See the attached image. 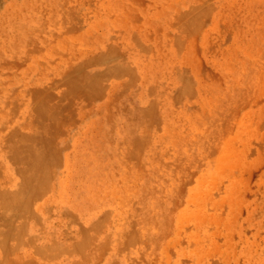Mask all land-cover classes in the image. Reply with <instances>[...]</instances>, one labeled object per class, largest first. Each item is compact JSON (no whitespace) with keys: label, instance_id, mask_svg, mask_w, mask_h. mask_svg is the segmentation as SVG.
Segmentation results:
<instances>
[{"label":"rangeland","instance_id":"rangeland-1","mask_svg":"<svg viewBox=\"0 0 264 264\" xmlns=\"http://www.w3.org/2000/svg\"><path fill=\"white\" fill-rule=\"evenodd\" d=\"M0 164V264H264V0H0Z\"/></svg>","mask_w":264,"mask_h":264},{"label":"bare ground","instance_id":"bare-ground-1","mask_svg":"<svg viewBox=\"0 0 264 264\" xmlns=\"http://www.w3.org/2000/svg\"><path fill=\"white\" fill-rule=\"evenodd\" d=\"M64 1H66V0H64ZM65 3H66V2H65ZM60 4H61V3H60ZM61 6H62V5H61ZM63 6H64V5H63ZM51 7H52V6H51ZM65 7H66V6H64V7H62V8H65ZM75 8H76V7H75ZM95 10H97V9L95 8ZM197 10H198V9H197ZM75 11H76V10H75ZM81 12H83V10H81ZM66 13H67V12H66ZM190 15H191V14H190ZM185 18H186V17H185ZM182 21H183V20H182ZM182 21H181V22H182ZM99 22H100V21H99ZM178 24H179V23H178ZM189 32H190V31H189ZM71 33H72V32H71ZM71 33H70V34H71ZM157 36H158V35H157ZM125 39H126V38H125ZM155 39H156V38H155ZM185 40H186V39H185ZM159 42H160V41H159ZM110 43H111V42H110ZM187 44H188V43H187ZM135 45H136V44H135ZM160 45H161V44H160ZM166 46H167V44H166ZM188 46H189V45H188ZM127 47H128V46H127ZM113 48H114V47H113ZM110 50H111L110 52H113L112 47L110 48ZM31 51H32V50H31ZM102 51H103V50H102ZM114 52H115V51H114ZM114 52H113V53H114ZM26 53H28V52H26ZM179 53H180V51H179ZM31 54H32V53H31ZM66 55H67V54H66ZM30 56H31V55H30ZM73 59H74V58H73ZM50 64H51V63H50ZM63 69H64V68H63ZM117 69H119V68H117ZM120 70H121V68H120ZM53 72H54V71H53ZM40 74H41V73H40ZM57 75H59V74H57ZM72 79H73V78H72ZM72 79H71V80H72ZM74 81H75V80H74ZM76 81H77V80H76ZM76 84H77V83H76ZM78 85H80V84H78ZM90 86H91V85H90ZM86 87L88 88V85H87ZM80 88H81V87H80ZM82 88H83V87H82ZM117 88H118V86H117ZM73 90H74V89H73ZM89 90H91V89H89ZM89 90H88V91H89ZM57 91H58V90H57ZM23 92H24V91H23ZM68 92H69V91H68ZM68 92H67V93H68ZM63 93H65V92H63ZM71 93H72V90H71ZM56 94H58V93H56ZM78 94H79V93H78ZM95 94H96V93H95ZM65 95H66V94H65ZM61 96H62V95H61ZM75 96H76V95H75ZM43 97H44V96H43ZM45 97H46V96H45ZM29 98H30V97H29ZM43 99H47V98H43ZM43 99H42V100H43ZM19 101H20V100H19ZM35 101H37V100H35ZM41 102H42V101H41ZM39 103H40V102H39ZM44 104H45V103H44ZM11 105H12V104H11ZM34 105H36V104H34ZM71 105H72V104H71ZM46 106H47V105H46ZM46 106H42V105H40V107H39V108H40V110H39V114H42V115H43V113L45 112V107H46ZM67 106H69V105H67ZM50 107H51V106H50ZM72 107H73V106H72ZM80 107H81V106H80ZM34 108H35V107H34ZM39 108H38V109H39ZM81 108H82V107H81ZM46 109H47V108H46ZM48 109H49V108H48ZM60 109H61V107L58 108V110H60ZM54 110H55V109H54ZM74 110H75V109H74ZM46 111H48V110H46ZM60 111H61V110H60ZM6 112H7V111H6ZM32 112H33V111H32ZM32 112H31V114H32ZM51 113H53V112L51 111L50 114H51ZM54 113H55V112H54ZM34 114H35V113H34ZM34 114H32V115H34ZM50 114H49V115H50ZM44 115H45V114H44ZM47 115H48V113H47ZM50 116H51V115H50ZM50 116H49V117H50ZM9 117H10V116H9ZM40 117H41V116H40ZM43 117H45V116H43ZM53 117H55V116H53ZM58 117H59V116H58ZM61 117H62V116H60V118H61ZM20 118H21V117H20ZM31 118H32V117H31ZM62 118H63V117H62ZM54 120H55V119H54ZM58 120H60V119L58 118V119H57V122H59ZM10 121H11V120H10ZM39 121H40V120H39ZM52 121H53V120H52ZM52 121H51V122H52ZM55 121H56V120H55ZM46 122H47V121H46ZM42 123H43V124H46V123H44V122H42ZM48 123H49V122H48ZM48 123H47V124H48ZM54 123H55V122H54ZM55 124H56V126H57V123H55ZM60 124H61V123H60ZM49 125H50V124H49ZM49 125H48V126H49ZM52 125H53V123H52ZM22 126H23V125H22ZM40 126H41V125H40ZM40 126H39V127H40ZM43 126H44V128H43L44 130H45V128L48 127V126L45 127V125H43ZM56 126H55V128H56ZM57 127H58V126H57ZM24 128H27V126L24 127ZM28 128H29V126H28ZM35 128H36V127H35ZM49 128H50V126H49ZM58 128H59V127H58ZM63 128H64V127H63ZM5 129H6V126H5ZM39 129H40V128H39ZM31 130H32V129H31ZM40 130H41V129H40ZM44 130H42V131H44ZM46 130H47V129H46ZM15 133H17V132H15ZM15 133H13V134L15 135ZM20 133H21V132H20ZM25 133H26V132H25ZM32 133H34V132L32 131ZM37 133L39 134V132H37ZM47 133H48V132H47ZM13 134H12V136H11V137H12V140L14 139ZM27 134H28V132H27ZM44 134H45V133H44ZM19 135H21V134H19ZM25 135H26V134H25ZM34 135L36 136V133H35ZM45 135H46V134H45ZM45 135H44V136H45ZM16 136H18V135H16ZM27 136H28V135H27ZM27 136H26V138H27ZM44 136H43V137H44ZM20 137H22V136H20ZM23 137H24V139H23ZM23 137L21 138V140H22V139L25 140V136H23ZM48 137H49V136H48ZM8 138H9V137H8ZM18 138H19V137H18ZM18 138H16L15 141H17V140L20 139V138H19V139H18ZM28 138H29V137H28ZM30 138H31V140H32L33 137H30ZM34 138H35V137H34ZM45 139H46V137H45ZM9 140H10V138H9ZM23 140H22V142H24ZM34 140H35V139H34ZM47 140L51 141V138H50V139H47ZM13 141H14V140H13ZM27 141H28V139H27ZM36 141H37V140H36ZM38 141H39V140H38ZM42 141H43V140H42ZM49 141H48V143H49ZM11 142H12V141H10V143H11ZM29 142H30V140H29L28 143H27L28 145L26 144V145H27L26 147H29ZM34 142H35V141H34ZM39 142H40V141H39ZM43 142H44V141H43ZM18 143L22 144V143L19 142V141H18ZM31 143H33V142H31ZM36 143H37V142H36ZM36 143H35V147H36ZM40 143H41V142H40ZM45 143L47 144V142H45ZM45 143H43V144L45 145ZM7 144H8V143H7ZM23 144H24V143H23ZM51 144H52V143H51ZM51 144H50V146H51ZM16 145H19V144H16ZM24 145H25V144H24ZM8 146H9V144H8ZM11 146H12V145H11ZM21 146H22V145H21ZM21 146H20V147H21ZM38 146H39V145H38ZM40 146H42V145H40ZM12 147H13V146H12ZM20 147H18V148L16 147L17 149H19V153L17 152L19 155L15 153V152H16L15 149H14L15 152L13 151V153L11 152L12 150H9V151H10V153H12V154L15 153L16 156L18 155L17 158H21V155H20V154H21V153H20ZM35 147H34V148H35ZM31 148H32V147H31ZM38 148H39V147H38ZM45 148H46V147H45ZM45 148H44V149H45ZM48 148H49V144H48ZM21 149H22V148H21ZM50 149H51V148H50ZM50 149H49V151H50ZM27 150H28V148H26V151H27ZM41 150H42V149H41ZM6 151H8V150H6ZM30 151H31V149H30ZM44 151H45V150H44ZM51 151L54 152L53 150H51ZM55 151H56V150H55ZM31 152H33V151H31ZM40 152H41V151H40ZM42 152H43V151H42ZM56 152H57V151H56ZM211 152H212V151H211ZM23 153H25V151H24ZM133 153H134V152H133ZM135 153H136V152H135ZM27 154H28V152H27ZM27 154H26V155H27ZM42 154H43V153H41L40 155H42ZM51 154H52V153H51ZM51 154L48 153V155H51ZM54 154H56V153H54ZM8 155H9V156H13V155H10V154H8ZM8 155H7V156H8ZM134 155H135V154H134ZM134 155H132L131 157H135ZM19 156H20V157H19ZM27 156H29V155H27ZM13 157H14V156H13ZM24 157H25V156H24ZM42 157H43V156H42ZM46 158H47V157H46ZM49 158H50V157H49ZM52 158H53V157H52ZM52 158H51V159H52ZM8 159H9V158H8ZM14 159H15V158H14ZM22 159H23V158H21L20 161H18V164H20L19 162H21ZM27 159H28V157L25 159V161H26ZM11 160H13L12 157H11ZM25 161H23V163H24ZM27 161H29L28 163H30L31 168H32V165H34V164H35L36 166H37V164H38V165L41 164V165H42L41 170L43 169V164H42V162H44V163L47 162V161H45L43 158H41V156H38L37 153H36V154H33V155H32V158H30V160H27ZM11 162H12V161H11ZM49 162H51L50 159H49ZM53 162H54V161H53ZM25 163H26V162H25ZM47 163H48V162H47ZM14 164H16V163H14ZM51 164H52V163H51ZM0 165H1V164H0ZM16 165H17V164H16ZM35 165H34V167H35ZM19 166H20V165H19ZM19 166L17 167V169L20 168ZM3 167H4V166H3ZM3 167H2V168H3ZM22 167H23V166H22ZM22 167H21V168H22ZM39 167H40V166H39ZM27 168H28V167H27ZM27 168H25V169L27 170ZM31 168H28V169H31ZM25 169H24V170H25ZM34 169L37 170L38 168L36 167V168H34ZM39 169H40V168H39ZM39 169H38V170H39ZM51 169H53V167H52ZM24 170H23V171H24ZM32 170H33V169H32ZM32 170H31V172H32ZM16 171H17V170H16ZM23 171H22V172H23ZM17 172H19V170H18ZM29 172H30V171H28V173H29ZM33 172H35V171H33ZM36 172H37V171H36ZM46 172H48V170H47ZM186 172H187V171H186ZM217 172H218V171H217ZM15 173H16V172H15ZM24 173H25V171L23 172V174H24ZM26 173H27V172H26ZM41 173H42V172H40V173L38 172V174H41ZM43 173H44V171H43ZM43 173H42V175H40V176H43ZM49 173H50V172H49ZM175 173H176V172H175ZM184 173H185V172H184ZM23 174H22V176L25 175V174H24V175H23ZM31 174H32V175H28L27 177H24V178H26V179H25V182H24L23 186L20 185L22 188L20 187L21 189L17 190V192H14L15 189H14L13 192H9V190H8V192H5V191H7V187H6V185H5L4 188H5L6 190L4 191V189H3V187H2L3 192L0 193V195H2V196H0V197H3V196L6 197L5 199H7V201H8V202L5 201L6 203H11V202H12V204L15 205V206L18 208V209H16V210L21 209V212H22V210H25V212L23 211L24 213H26V210H27V207H28L27 204L29 203L28 201L30 200V197L34 196V194H35V193H38V192H39V193L37 194V197H39V196H38L39 194H40V196H41L40 191H41V188H43V187H42V186H43V184H42L43 181L40 180L42 177L39 179L40 182H38V180L35 179V178L33 177V174H34V173H31ZM36 174H37V173H35V175H36ZM52 174H53V173H51V175H52ZM54 174H55V171H54ZM54 174H53V175H54ZM182 174H183V173H182ZM46 175H47V174H45L44 176H46ZM49 175H50V174H48V176H49ZM53 175H52V176H53ZM174 175H175V174H174ZM25 176H26V175H25ZM185 176H186V175H185ZM19 177H21V176H19ZM180 177H181V176H180ZM37 178H38V177H37ZM172 178H173V177H172ZM4 180H5V179H4ZM6 180L8 181L7 178H6ZM10 180H11V179H10ZM23 180H24V179H23ZM35 180H36V182H34ZM180 180H182V179H180ZM0 181H1V180H0ZM2 181H3V180H2ZM19 181H20V180H19ZM44 181H45V180H44ZM48 181H49V179H48ZM4 182H5V181H4ZM4 182H3V185L5 184ZM9 182H10V181H9ZM205 182H206V181H205ZM181 183H182V182H181ZM207 183H209V181H208ZM207 183H206V184H207ZM6 184H7V183H6ZM46 184H48V183H46ZM44 185H45V184H44ZM49 185H50V183H49ZM128 185H129V184H128ZM17 186H18V185H17ZM47 186H48V185H47ZM124 186H125V185H124ZM126 186H127V185H126ZM126 186H125V187H126ZM119 187H120V186H119ZM122 187H123V186H122ZM127 187H128V186H127ZM207 187H208V186H207ZM112 188H113V187H112ZM178 188H179V187H178ZM2 189H1V191H2ZM17 189H18V188H17ZM47 189H49V187H47ZM122 189H123V188H122ZM127 189H128V188H127ZM136 189H137V188H136ZM180 189H181V188H180ZM12 190H13V189H12ZM42 190H43V189H42ZM128 190H129V189H128ZM181 190H182V189H181ZM47 191H48V190H47ZM142 191H143V190H142ZM147 191H148V190H147ZM172 191H173V190H172ZM110 192H111V190H110ZM123 192H124V191H123ZM220 193H221V192H220ZM145 194H146V193H145ZM35 195H36V194H35ZM191 195H192V194H191ZM221 195H222V193H221ZM221 195H220V196H221ZM125 196H126V195H125ZM125 196H124V197H125ZM4 197L2 198V200L4 199ZM49 197H50V196H49ZM142 197H143V196H142ZM9 198H10V199H9ZM125 198H126V197H125ZM175 198H176V197H175ZM192 198H194V196H193ZM195 198H196V197H195ZM197 198H198V197H197ZM0 199H1V198H0ZM8 199H9V200H8ZM33 199H34V197H33ZM121 199H122V197H121ZM126 199H128V197H127ZM136 199H137V198H136ZM172 199H173V198H172ZM211 199H212V198H211ZM35 200H36V199H35ZM123 200H124V199H123ZM189 200H190V199H189ZM131 201H135V200L133 199V200H131ZM172 201H173V200H172ZM172 201H171V202H172ZM30 202H31V201H30ZM33 202H34V200H33ZM118 202H119V201H118ZM118 202H117V205H118ZM136 202H137V201H136ZM0 203H1V202H0ZM129 203H130V202H129ZM174 203H175V202H174ZM174 203H173V204H174ZM1 204H2V207L5 206V204H3V203H1ZM31 204H32V203H31ZM31 204L29 205L30 207H31ZM121 204H122V203H121ZM137 204H138V202H137ZM3 205H4V206H3ZM7 205H9V204H7ZM7 205L5 206V208L7 207ZM129 205H132V203L129 204ZM133 205H134V204H133ZM145 205H146V203H145ZM153 205L156 206V204H153ZM159 205H160V204H159ZM166 205H167V204H166ZM194 205H195V204H194ZM122 206H125L124 202H123ZM122 206H121V207H122ZM136 206H137V205H136ZM148 206H149V205H148ZM150 206H151V204H150ZM2 207H0V208H2ZM11 207H12V206H11ZM16 207H14V208H16ZM129 207H130V206H129ZM129 207H127V208H129ZM144 207H145V206H144ZM5 208H4V209H5ZM14 208H13V209H14ZM28 208H29V207H28ZM31 208H32V207H31ZM119 208H120V207H119ZM137 208H138V207H137ZM137 208H135V209L137 210ZM169 208H170V207H169ZM172 208H173V205H172ZM205 208H206V207H205ZM11 209H12V208H10V210H11ZM130 209H132V208H130ZM130 209H129V210H130ZM5 210H6V209H5ZM123 210L126 211V210H125V207H124ZM140 210H141V208H140ZM152 210H153V209H152ZM173 210H174V209H173ZM12 211H13V210H12ZM12 211H10V212H11V215H7V216H13ZM119 211H120V210H119ZM148 211H149V210H148ZM163 211H164V210H163ZM170 211H171V210H170ZM175 211H176V210H175ZM188 211H189V210H188ZM1 212H2V210H1ZM3 212H4V211H3ZM15 212H16V211H14V213H15ZM27 212H28V211H27ZM30 212H32V209H31ZM71 212H72V211H71ZM127 212H128V209H127ZM127 212H126V213H127ZM132 212H133V211H132ZM134 212H135V211H134ZM136 212H137V211H136ZM139 212H140V211H139ZM139 212H138V213H139ZM161 212H162V211H161ZM191 212L194 214V215H193V216L195 217L194 219H196V218H200L199 221H201V219L204 217V215H202V213H204V212H202V207H200L199 209H194V210H192ZM191 212H190V213H191ZM201 212H202V213H201ZM205 212H206V211H205ZM33 213H34V212H32V214H33ZM72 213H73V212H72ZM129 213H130V212H128V214H129ZM188 213H189V212L186 213V217L184 218L185 221L187 220V214H188ZM192 213H191V215L189 214L190 218H189L188 220H190V219L192 220V218H191ZM207 213H208V212H207ZM17 214H18V213H17ZM22 214H23V213H22ZM27 214H28V213H27ZM35 214H37V213H35ZM70 214H71V213H70ZM128 214H127V215H128ZM132 214H133V213H132ZM142 214H143V213H142ZM160 214H161V213H160ZM4 215H5V213H4ZM4 215H3V216H4ZM15 215H16V213H15ZM15 215H14V216H15ZM37 215H38V214H37ZM37 215H36V216H37ZM104 215H105V214H104ZM137 215H138V214H137ZM139 215H140V213H139ZM139 215H138V216H139ZM144 215H145V214H144ZM146 215H147V214H146ZM206 215H207V214H206ZM0 216H1V215H0ZM7 216H6V217H7ZM20 216H21V215H20ZM22 216H23V215H22ZM22 216H21V217H22ZM28 216H29V215H28ZM32 216H33V215H32ZM116 216H117V215H116ZM134 216H135V215H132V218H133ZM138 216H137V217H138ZM152 216H153V215H152ZM157 216H158V215H157ZM175 216H176V215H175ZM184 216H185V214H184ZM200 216H203V217H200ZM29 217H30V216H29ZM72 217H73V215H72ZM74 217H76V216H74ZM98 217H99V216H98ZM98 217H97V218H98ZM101 217H104V216H101ZM119 217H120V216H119ZM126 217H127V216H126ZM126 217H124V219H125ZM139 217L142 218V216H139ZM139 217L136 218V216H135V218L138 219V220H139ZM144 217H145V216H144ZM3 218H4V217H3ZM13 218H15V217H13ZM13 218H12V219H13ZM32 218H33V217H32ZM97 218H96V219H97ZM99 218H100V217H99ZM108 218H109V217H108ZM108 218H106V219H108ZM120 218H121V217H120ZM153 218H154V217H153ZM166 218H167V216H166ZM172 218H173V217H171V220H173ZM5 219H6V218H5ZM26 219H27V218H26ZM104 219H105V218H104ZM106 219H105V220H106ZM124 219H123V220H124ZM126 219H127V218H126ZM126 219H125V220H126ZM128 219H129V221H130L131 218H128ZM145 219H146V218H145ZM145 219H141V220H145ZM147 219H148V218H147ZM158 219H159V217H158ZM194 219H193V221H194ZM0 220H1V219H0ZM98 220H101V219H98ZM108 220H109V223L111 224V222H110L111 219H108ZM131 220H132V219H131ZM141 220H140V221H141ZM150 220H151V219H150ZM152 220L155 221V219H152ZM3 221H4V219H3ZM11 221H12V220H11ZM34 221H35V220H34ZM103 221H104V220H103ZM129 221H128V222H129ZM134 221H135V220H134ZM134 221H133V225L137 222V221H135V222H134ZM6 222H9L8 219H7ZM13 222H14V221H13ZM21 222L24 224V221H21ZM26 222H28V221H26ZM94 222H95V221H94ZM99 222H100V221H99ZM105 222H106V221H105ZM126 222H127V220H126ZM128 222H127V224H129L128 226H131L132 224L130 225V223H128ZM138 222H139V221H138ZM138 222H137V224L139 225L140 222H139V223H138ZM141 222H142V221H141ZM156 222H157V221H156ZM158 222H159V221H158ZM171 222H172V221H171ZM201 222H202V221H201ZM1 223H2V222H1ZM10 223H11V222H10ZM10 223H9V224H10ZM91 223H92V222H91ZM91 223H90V225H92ZM97 223H98V222H97ZM154 223H155V222H154ZM185 223H186V222H185ZM195 223H198V222L195 221L194 224H193V222H192V226H194L193 229H196V228H197V227H196L197 225H195ZM9 224H8V225H9ZM17 224H18V223H17ZM23 224H22V225H23ZM39 224H40V223H39ZM140 224H141V223H140ZM142 224H143V223H142ZM144 224H145V223H144ZM155 224H156V223H155ZM157 224H158V223H157ZM177 224H178V223H177ZM181 224H182V223H181ZM181 224H180V225L178 224L180 227H179V229H177V230H180V231H181V229H182ZM4 225H5V224H4ZM8 225H7V227H8ZM10 225H11V224H10ZM15 225H16V224H15ZM82 225H83V224H82ZM82 225H81V226H82ZM133 225H132V226H133ZM162 225H163V224H162ZM172 225H174V224H172ZM203 225H204V224H203ZM11 226H12V225H11ZM16 226H17V225H16ZM18 226H19V225H18ZM20 226H21V225H20ZM26 226H27V225H26ZM40 226H41V225H40ZM93 226H95V225H93ZM103 226H104V224H103ZM121 226H122V225H121ZM121 226H120V227H121ZM135 226H136V225H135ZM135 226H134V227H135ZM142 226H145V225H142ZM142 226L140 225V227H142ZM158 226H159V225H158ZM164 226H165V224H164ZM164 226H163V227H164ZM170 226H171V225H170ZM176 226H177V225H176ZM206 226H207V225H206ZM7 227H6L5 229H7ZM9 227H10V226H9ZM84 227H85V226H84ZM84 227H82V228H84ZM89 227H90V226H89ZM156 227H157V226H155V228H156ZM173 227H174V226H172V228H173ZM177 227H178V226H177ZM195 227H196V228H195ZM203 227H204V226H203ZM13 228H14V229H13ZM13 228L11 227V228H9L8 230H5V229H4L5 231L0 232L1 235H3V236H1L0 238H1V242H2L1 245L3 246V250H4V252L1 251L2 253L0 254V261H1L0 263H2V262L4 263V261L6 260L5 258H7V256H5V255L8 254L9 251H11V250L13 249V245H12V243H11L10 245H9V243H8V244L6 243V238H8V240H9V238H10L9 236H13V238H16V239L19 237V234H20V233H19V230H21V229H19V228H15V227H13ZM22 228H23V227H22ZM39 228H40V227H39ZM85 228H86V227H85ZM96 228H98V226H97ZM135 228H136V227H135ZM135 228H134V229H135ZM142 228H143V227H142ZM144 228H145V227H144ZM144 228H143V229H144ZM161 228H162V227H161ZM191 228H192V227H191ZM25 229H26V228H25ZM86 229H87V228H86ZM86 229H85V230H86ZM91 229H93V228H91ZM94 229H95V228H94ZM139 229H140V228H139ZM148 229H149V228H148ZM157 229H158V228H157ZM173 229L175 230L176 228H173ZM78 230H79V229H78ZM82 230H83V229H82ZM96 230H97V229H96ZM101 230H102V229H101ZM122 230H124V229H122ZM129 230H130V229H129ZM146 230H147V227H146ZM169 230H170V229H169ZM171 230H172V229H171ZM171 230H170V231H171ZM24 231H25V233H26V230H24ZM43 231H44V230H43ZM86 231H88V230H86ZM97 231H99V230H97ZM142 231H143V230H141V232H142ZM158 231H160V230H157L156 233H157ZM166 231H168V229H167ZM172 231H173V230H172ZM180 231H177V233L175 232V234H177V236H178V235L180 236V234H178ZM193 231H196V230H193ZM199 231H200V228H199ZM199 231H198V232H199ZM20 232H21V231H20ZM77 232H78V231H77ZM133 232H134V231H133ZM135 232H136V230H135ZM138 232H140V231H138ZM143 232H144V231H143ZM143 232H142V233H143ZM146 232H147V231H146ZM151 232H152V231L150 230L149 233H151ZM153 232H154V231H153ZM160 232H161V231H160ZM163 232H164V231H163ZM198 232H197V233L195 232V233L193 234V233H191V232L188 231V232H187V235H188V233H190V235H191V234H193V235H198ZM21 233H22V232H21ZM99 233H100V232H99ZM118 233H119V232H118ZM127 233H129V232L127 231ZM127 233H126L125 230H124V235L127 234ZM131 233H132V232H130L129 234H131ZM168 233H169V232H168ZM22 234H23V233H22ZM108 234H109V233H108ZM122 234H123V232H122ZM129 234H127V235H129ZM139 234H140V233H139ZM143 234H144V233H143ZM147 234H148V232H147ZM204 234H205V233H204ZM23 235H26V234H23ZM32 235H33V234H32ZM92 235H93V234H92ZM137 235H138V233H137ZM137 235H136V236H137ZM153 235H154V234H153ZM163 235H164V234H163ZM193 235H191V237H192ZM28 236H29V235H28ZM28 236H27V237H28ZM62 236H63V235H62ZM71 236H72V235H71ZM131 236H132V235H130V238H131ZM148 236H149V235H148ZM188 236H189V235H188ZM188 236H187V237H188ZM202 236H203V235H202ZM205 236H206V235H205ZM205 236H204V237H205ZM90 237H91V236H90ZM90 237H88V238H90ZM93 237H94V236H93ZM133 237H135V236L133 235ZM144 237H145V236H144ZM146 237H147V236H146ZM149 237L152 238L151 235H150ZM156 237H157V235H156ZM159 237H160V235H159ZM159 237H158V238H159ZM162 237H163V236H162ZM197 237L199 238V236H197ZM13 238H12V239H13ZM21 238H23L22 235H21ZM29 238H30V237H29ZM34 238H35V237H34ZM66 238H67V237H66ZM71 238H72V237H71ZM91 238H92V237H91ZM106 238H107V237H106ZM120 238H121V237H120ZM137 238L139 239V238H143V237H140V236H139V237H137ZM147 238H148V237H147ZM147 238H146V240H148ZM188 238H189V237H188ZM195 238H196V236L193 237V239H195ZM198 238H196V240H195L196 243L198 242L197 240H199ZM10 239H11V238H10ZM16 239H15V240H16ZM94 239H95V238H94ZM122 239H123V238H122ZM152 239H154V238H152ZM164 239H165V238H164ZM200 239L202 240L201 237H200ZM13 240H14V239H13ZM22 240H23V239H22ZM24 240H25V239H24ZM125 240H126V238H125ZM139 240H141V239H139ZM144 240H145V239H144ZM154 240L157 241V242H159V243H161L160 240H162V239H159V240L154 239ZM154 240H151V243H152V241L154 242ZM176 240L178 241V237H177L175 240H173V241L175 242ZM203 240H204V239H203ZM203 240H202V241H203ZM11 241H12V240H11ZM16 241H17V240H16ZM27 241L30 242V239L28 240V238H27ZM32 241H33V240H32ZM91 241H92V240H91ZM120 241H121V240H120ZM130 241H132V238H131ZM148 241H149V240H148ZM163 241H164V240H163ZM202 241H201V243H202V245H203V242H204V241H203V242H202ZM255 241H256V240H255ZM18 242H19V241H18ZM55 242H56V241H55ZM72 242H73V240H72ZM76 242H77V240H76ZM123 242H124V241H123ZM125 242L128 243V241H125ZM135 242H136V241H135ZM149 242H150V241H149ZM26 243H28V242H26ZM73 243H74V242H73ZM77 243H78V242H77ZM108 243H109V242H108ZM117 243H119V242L117 241ZM120 243H122V242H120ZM127 243H126V244H127ZM131 243H132V242H131ZM136 243H138V241H137ZM139 243H141V242H139ZM142 243H144V242L142 241ZM142 243H141V244H142ZM147 243H148V242H147ZM196 243H195V244H196ZM198 243L200 244V242H198ZM198 243H197V244H198ZM20 244H21V243H20ZM22 244H23V243H22ZM105 244H106V243H105ZM122 244H123V243H122ZM126 244H124V245H126ZM132 244H133V243H132ZM141 244H140V245H141ZM144 244H145V243H144ZM156 244H157V243H156ZM1 245H0V249H2V248H1L2 246H1ZM35 245H36V244H35ZM70 245H71V244H70ZM100 245H102V243H101ZM107 245H108V244H107ZM129 245H131V244H128V246H129ZM140 245L138 244L139 247H140ZM146 245H147V244H146ZM148 245H149V244H148ZM160 245H161V244H160ZM193 245H194V244H193ZM211 245H212V244H211ZM14 246H15V244H14ZM18 246H19V245H18ZM25 246H26V245H25ZM44 246H45V245H44ZM50 246H51V245H50ZM73 246H74L73 248L76 247L75 245H73ZM103 246H104V244H103ZM118 246H119V245L117 244V248H116L117 250H119L118 248H120V246H119V247H118ZM126 246H127V245H126ZM152 246H153V249H154V248H155L154 245H152ZM162 246L165 247L166 245L164 244V245H162ZM195 246H196V245H195ZM203 246H204V245H203ZM224 246H225V245H224ZM224 246H222V247H224ZM27 247H28V246H27ZM87 247H88V246H87ZM99 247H100V246H99ZM108 247H109V246H108ZM108 247H106V248L109 249ZM131 247H132V245H131ZM145 247H146V246H145ZM156 247H157V246H156ZM164 247H163V248H164ZM197 247H199V246H197ZM207 247H209V246H207ZM252 247H253V246H252ZM102 248H103V247H102ZM104 248H105V246H104ZM106 248H105V249H106ZM121 248H123V247L121 246ZM128 248H129V247H128ZM133 248H135V247H133ZM199 248H200V247H199ZM205 248H206V247H205ZM40 249L43 250V251H46V250H53V248H51V247H49V246H48V247H42V245H41ZM89 249H90V248H89ZM93 249H95V248H93ZM100 249H101V248H100ZM123 249H124V248H123ZM123 249H122V250H123ZM145 249H146V248H145ZM147 249H148V248H147ZM153 249H152V250H153ZM160 249H161V248H160ZM165 249H167V247H166ZM165 249H163L164 252H166ZM13 250H15V248H14ZM140 250H141V249H140ZM167 250H168V249H167ZM201 250H202V249H201ZM16 251L18 252L17 249H16ZM75 251L77 252V250H75ZM89 251H90V250H89ZM89 251H88V252H89ZM100 251H102V249H101ZM100 251L98 252L99 254H100ZM135 251H137V250L135 249ZM193 251H194V250H193ZM195 251H198L197 253H200V255L203 254L204 256H206V254L203 253L205 250H203L202 252H199V249H198V250H195ZM139 252H140V251H138V253H139ZM149 252H151V253H153L154 255L157 256V254H156L154 251L152 252V251L150 250ZM168 252H169V251H168ZM168 252H167V253H168ZM43 253H44V252H43ZM66 253H67V252H66ZM102 253H103V252H102ZM140 253H141V252H140ZM143 253H144V252H143ZM151 253H148V254H151ZM162 253H163V252H162ZM206 253H208L207 250H206ZM9 254H10V253H9ZM11 254H12V253H11ZM11 254H10V255H11ZM33 254H34V253H33ZM36 254H37V253H36ZM93 254L95 255V252H94V251H93ZM195 254H196V253H195ZM50 255H51V254H50ZM139 255H140V254H139ZM143 255H144V254H143ZM143 255H142V256H143ZM209 255H211V254H209ZM99 256H100V255H99ZM145 256H146V255H145ZM147 256H148V255H147ZM167 256H169V253L167 254ZM197 256H198V255H197ZM204 256H203V258H204ZM8 257L10 258L11 256L8 255ZM17 257H19V255H18ZM87 257H88V256H87ZM125 257H127V256H125ZM206 257H207V256H206ZM209 257H210V256H209ZM209 257H207V258H209ZM9 258H8V259H9ZM19 258H22V256H20ZM50 258H51V257H50ZM95 258H96V257H95ZM127 258H128V257H127ZM130 258H131V257H130ZM151 258H152V257H151ZM151 258H150V259H151ZM154 258H156V257H154ZM163 258H165V257L163 256ZM189 258H190V256H189ZM12 259H13V257H12ZM12 259H11V260H12ZM14 259H15V258H14ZM26 259H27V258H26ZM26 259H25V260H26ZM87 259H89V258H87ZM139 259H141V256H140ZM147 259H148V261H149V258H147ZM147 259H146V260H147ZM168 259H169V257H168ZM199 259H201V256L199 257ZM199 259L196 258V260H199ZM31 260H32V258H30V261H29V258H28V260H27V261H29L28 263H30ZM89 260H90V259H89ZM97 260H98V259H97ZM130 260H131V259H130ZM132 260H134V258H133ZM151 260H153V258H152ZM157 260H158V257H157ZM163 260H165V259H163ZM181 260H182V259H181ZM192 260L194 261L193 258H192ZM196 260H195V262H196ZM16 261H17V260H16ZM19 261H20V259H19ZM19 261H17V262H19ZM27 261H25L24 264H26ZM94 261H96V259L93 260V262H94ZM134 261H136V259H135ZM137 261H138V260H137ZM167 261H169V260H167V257H166V262H167ZM202 261L204 262L203 264H207V263H205L206 260L204 261V259H203ZM10 262H11V261H10ZM12 262H13V261H12ZM17 262H16V263H17ZM33 262H34V260H33ZM140 262H141V261H140ZM142 262H143V261H142ZM144 262H145V261H144ZM154 262H155V260H154ZM160 262H161L160 264H162V262L164 263V261H160ZM190 262H191V261H190ZM195 262L192 263V264H195ZM197 262H200V261H197ZM8 263H9V262H8ZM16 263H15V264H16ZM22 263H23V262H22ZM34 263H35V262H34ZM77 263H78V262H77ZM95 263H96V262H95ZM133 263H134V262H133ZM151 263H152V262H151ZM169 263H170V262H169ZM210 263H211V261H210ZM18 264H19V263H18ZM30 264H31V263H30ZM32 264H33V263H32ZM36 264H37V263H36ZM92 264H93V263H92ZM118 264H119V263H118ZM155 264H156V263H155ZM180 264H181V261H180ZM187 264H188V263H187ZM196 264H197V263H196ZM198 264H199V263H198ZM208 264H209V263H208Z\"/></svg>","mask_w":264,"mask_h":264}]
</instances>
